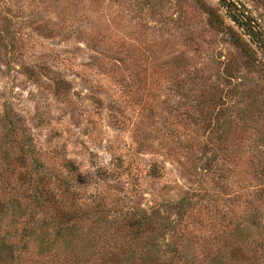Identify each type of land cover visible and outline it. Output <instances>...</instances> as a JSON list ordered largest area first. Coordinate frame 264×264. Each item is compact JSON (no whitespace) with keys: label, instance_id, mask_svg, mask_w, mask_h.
<instances>
[{"label":"rangeland","instance_id":"rangeland-1","mask_svg":"<svg viewBox=\"0 0 264 264\" xmlns=\"http://www.w3.org/2000/svg\"><path fill=\"white\" fill-rule=\"evenodd\" d=\"M40 188L83 238L21 264H264V0H0L4 221Z\"/></svg>","mask_w":264,"mask_h":264},{"label":"trees","instance_id":"trees-1","mask_svg":"<svg viewBox=\"0 0 264 264\" xmlns=\"http://www.w3.org/2000/svg\"><path fill=\"white\" fill-rule=\"evenodd\" d=\"M233 20H237L236 17H233ZM75 179L79 181V175ZM63 182L62 179H59L58 185L63 184ZM39 190L33 199L35 201L34 211L42 212L43 216L35 218L34 212H30L28 218L11 219L10 223L4 221L3 214L5 210L10 208V205L14 204V199L6 197L0 191V264H21L19 261L20 254L28 252L33 246L44 258L43 261H46V258L51 254H57L56 252L61 247L64 249L73 248L75 242L81 241L83 238L82 234L79 233L83 219H75L77 217L76 211L74 212L70 208L66 209V200H63L61 195L57 197L54 192L47 195L43 188ZM16 204L19 205L20 203L17 201ZM144 222V219H136L130 223L140 227ZM9 224L11 227L8 228ZM83 243H85L84 240ZM148 246L139 245L138 250L131 249L125 260L131 261L132 257V259L134 258L133 264H166L165 260L163 262L155 257L152 245ZM172 248L174 249V245ZM177 253L181 258L187 259V255L184 253ZM89 260V255L83 257L82 254L76 253L70 257L63 256L55 264H89Z\"/></svg>","mask_w":264,"mask_h":264}]
</instances>
